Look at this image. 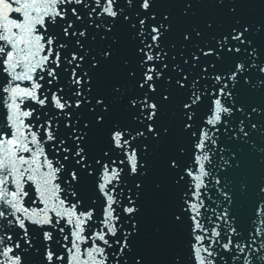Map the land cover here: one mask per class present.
I'll use <instances>...</instances> for the list:
<instances>
[{"label":"snow or ice","instance_id":"snow-or-ice-1","mask_svg":"<svg viewBox=\"0 0 264 264\" xmlns=\"http://www.w3.org/2000/svg\"><path fill=\"white\" fill-rule=\"evenodd\" d=\"M0 264H264V0H0Z\"/></svg>","mask_w":264,"mask_h":264}]
</instances>
